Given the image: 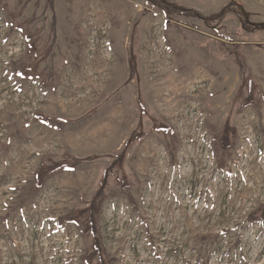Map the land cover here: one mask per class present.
I'll return each mask as SVG.
<instances>
[{"label": "rangeland", "instance_id": "1", "mask_svg": "<svg viewBox=\"0 0 264 264\" xmlns=\"http://www.w3.org/2000/svg\"><path fill=\"white\" fill-rule=\"evenodd\" d=\"M148 1L0 0V264H264V0Z\"/></svg>", "mask_w": 264, "mask_h": 264}, {"label": "trees", "instance_id": "2", "mask_svg": "<svg viewBox=\"0 0 264 264\" xmlns=\"http://www.w3.org/2000/svg\"><path fill=\"white\" fill-rule=\"evenodd\" d=\"M165 1V2H164ZM148 2H152V5L154 6V7H157L158 9H161V10H164L166 13H170V11H171V13H173V12H178V14L179 13H186V14H196V15H198V16H201L200 14H198V13H195L194 11H189V10H185V12L184 11H182V12H180V11H178V10H176V9H173L172 10V8L174 7V6H172V5H169V4H167L166 2V0H150V1H148ZM222 14V13H221ZM251 26H253V28H255V29H257V28H259V26L257 25V24H255V23H252V22H250L249 23ZM251 94V93H250ZM35 118H37V119H43V116H42V114L40 113H36L35 114ZM226 136H228V135H226ZM57 166L58 165H56L55 167H53V169L52 170H54L55 171V169L57 168ZM62 166H63V164H62ZM59 167V166H58ZM49 170V167H46L45 166V164L44 163H42L40 166H39V168L36 170V177H37V179L38 178H40V179H38V186L39 187H41V185H42V177H44V175H45V173ZM263 218H264V215H263Z\"/></svg>", "mask_w": 264, "mask_h": 264}, {"label": "bare ground", "instance_id": "3", "mask_svg": "<svg viewBox=\"0 0 264 264\" xmlns=\"http://www.w3.org/2000/svg\"><path fill=\"white\" fill-rule=\"evenodd\" d=\"M103 54H104V53H103ZM154 56H155V55H154ZM155 57H157V56H155ZM160 58H162V57H160ZM157 59H158V58H157ZM169 60H170V59H169ZM103 61H104V60H103ZM155 61H156V59H155ZM158 62H159V61H158ZM103 63H104V62H103ZM150 63H151V62H150ZM159 63H160V62H159ZM164 64H166V63H164ZM151 65H152V64H151ZM152 66H153V65H152ZM162 66H164V65H162ZM165 66H166V65H165ZM152 70H153V69H152ZM171 70H172V69H171ZM158 72H159V71H158ZM169 72H170V71H169L167 68H163V69H161L160 73H156V74H155V72H154L155 75H154V78H152V79H153V83H156V82L158 81V77H159V76H160V79H161V78H164L166 75L168 76ZM149 73H150V72H149ZM152 73H153V72H152ZM152 73H150V74L152 75ZM171 73H172V72H170V74H171ZM197 73H198V71H197ZM196 75H197V74H196ZM167 76H166V77H167ZM171 76H172V75H171ZM177 76H179V75H177ZM198 76H200L199 73H198ZM152 77H153V76H152ZM169 77H170V76H169ZM201 77H202V75H201ZM173 78H175V77H173ZM165 79H166V78H165ZM168 79H169V78H168ZM169 80H170V79H169ZM169 80H168V83H169ZM175 80H177V79H175ZM178 80H179V79H178ZM178 80H177V81H178ZM150 81H151V80H150ZM165 81H166V80H165ZM173 81H174V80H173ZM173 81H172V82H173ZM184 81H185V80H184ZM178 82H179V81H178ZM181 82H182V81H181ZM153 83H152V84H153ZM170 83H171V82H170ZM170 83H169V84H170ZM156 84H157V83H156ZM174 85H175V84H174ZM178 85H180V84H178ZM156 86H157V85H156ZM156 86H154V87H156ZM159 86H160V84H159ZM166 86H167V88H168V85H167V84H166ZM166 86H165V87H166ZM170 87H171V85H170ZM175 87H176V86H175ZM158 88H159V87H158ZM160 88H161V87H160ZM163 88H164V87H163ZM167 88H166V89H167ZM173 88H174V87H173ZM156 90H157V89H156ZM174 90H175V88H174ZM183 90H184V89H183ZM161 91H162V90H161ZM169 91H171V90H169ZM156 92H157V91H156ZM159 92H160V91H159ZM159 92H158V93H159ZM160 93H161V92H160ZM163 100H164V99H163ZM166 103H167V102H166ZM168 103H169V102H168ZM172 106H174V105H172Z\"/></svg>", "mask_w": 264, "mask_h": 264}]
</instances>
